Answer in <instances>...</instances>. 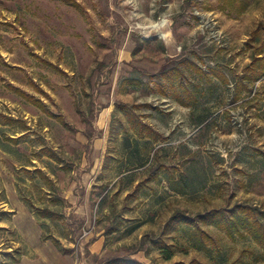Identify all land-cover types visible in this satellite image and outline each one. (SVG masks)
Returning <instances> with one entry per match:
<instances>
[{"label": "rangeland", "instance_id": "obj_1", "mask_svg": "<svg viewBox=\"0 0 264 264\" xmlns=\"http://www.w3.org/2000/svg\"><path fill=\"white\" fill-rule=\"evenodd\" d=\"M261 23L264 0H0V264H74L94 221L83 264H264L198 220L264 221V77L235 94Z\"/></svg>", "mask_w": 264, "mask_h": 264}, {"label": "trees", "instance_id": "obj_2", "mask_svg": "<svg viewBox=\"0 0 264 264\" xmlns=\"http://www.w3.org/2000/svg\"><path fill=\"white\" fill-rule=\"evenodd\" d=\"M262 39H264V23L259 24L253 31V38L249 43L251 45L252 42H258V45L254 48L253 63H251V65L246 68V72L242 74V76H240L236 82L235 94L237 97L243 93L252 92L250 86L255 85L264 77V40ZM43 63L53 70L64 74V72L59 67L48 62ZM183 66L188 67V69H193L196 75L206 82L211 81V77L215 76L219 79L220 83H227L226 76L222 72L217 69H213L209 70V73H206L200 67L199 63L195 62L194 60H185L183 62ZM252 66L254 69H252ZM176 72L183 74V70L181 68L175 67L172 70H166L162 72L160 75L162 78L168 80V84L172 90H177L176 94L178 101L185 103L183 102L182 94H192V92L188 87H184L183 84H181L178 89L174 86V84L177 82V74H175ZM161 85L163 86L162 83ZM260 215L264 217V212ZM254 216L256 217L254 210L239 206L230 211L216 210L209 212L205 215L199 216L198 220H200L205 225H213L217 227L230 237H234L235 232L242 233V231H246L255 237L258 245L264 247V221L260 220L258 217H256L258 219H255Z\"/></svg>", "mask_w": 264, "mask_h": 264}, {"label": "crops", "instance_id": "obj_3", "mask_svg": "<svg viewBox=\"0 0 264 264\" xmlns=\"http://www.w3.org/2000/svg\"><path fill=\"white\" fill-rule=\"evenodd\" d=\"M74 209V211L77 209V206H74L69 208V211H72ZM81 209L79 208L78 211H80ZM74 213H78V212H74ZM70 214H68L69 216ZM52 216L53 218H55L52 214H46L44 215V218H48ZM85 233H88L87 236H84ZM105 242V237L104 235H102V232H97L96 231V222H92L90 223L87 227H83L79 238H77V240H75L73 243H71V250H69V253L72 252L74 258H75V263L74 264H83L80 262L79 258L82 257L84 255V246H85V250H87V253L89 252V254H95V253H99L104 245ZM88 254V255H89ZM80 256V257H79Z\"/></svg>", "mask_w": 264, "mask_h": 264}, {"label": "built area", "instance_id": "obj_4", "mask_svg": "<svg viewBox=\"0 0 264 264\" xmlns=\"http://www.w3.org/2000/svg\"><path fill=\"white\" fill-rule=\"evenodd\" d=\"M87 235H88V233H85V234H84V236H87Z\"/></svg>", "mask_w": 264, "mask_h": 264}]
</instances>
